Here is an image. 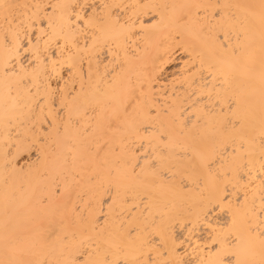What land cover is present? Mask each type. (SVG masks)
<instances>
[{
  "label": "bare ground",
  "instance_id": "1",
  "mask_svg": "<svg viewBox=\"0 0 264 264\" xmlns=\"http://www.w3.org/2000/svg\"><path fill=\"white\" fill-rule=\"evenodd\" d=\"M264 0H0V264L264 261Z\"/></svg>",
  "mask_w": 264,
  "mask_h": 264
},
{
  "label": "snow or ice",
  "instance_id": "2",
  "mask_svg": "<svg viewBox=\"0 0 264 264\" xmlns=\"http://www.w3.org/2000/svg\"><path fill=\"white\" fill-rule=\"evenodd\" d=\"M262 235H264V233H262ZM221 264H223V262H221ZM228 264H233V262H228ZM234 264H241V262L240 261H236V262H234ZM261 264H264V261H261Z\"/></svg>",
  "mask_w": 264,
  "mask_h": 264
}]
</instances>
